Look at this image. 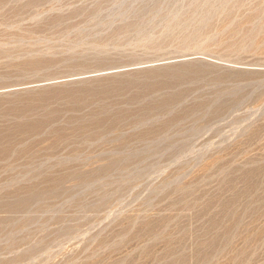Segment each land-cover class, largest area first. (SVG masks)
<instances>
[{"label": "rangeland", "instance_id": "rangeland-1", "mask_svg": "<svg viewBox=\"0 0 264 264\" xmlns=\"http://www.w3.org/2000/svg\"><path fill=\"white\" fill-rule=\"evenodd\" d=\"M0 264H264V0H0Z\"/></svg>", "mask_w": 264, "mask_h": 264}]
</instances>
